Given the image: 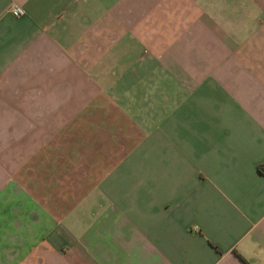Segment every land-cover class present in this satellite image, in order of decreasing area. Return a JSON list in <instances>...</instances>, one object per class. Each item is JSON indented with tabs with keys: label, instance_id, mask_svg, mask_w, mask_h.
<instances>
[{
	"label": "crops",
	"instance_id": "crops-1",
	"mask_svg": "<svg viewBox=\"0 0 264 264\" xmlns=\"http://www.w3.org/2000/svg\"><path fill=\"white\" fill-rule=\"evenodd\" d=\"M260 165L264 0H0V264H264Z\"/></svg>",
	"mask_w": 264,
	"mask_h": 264
},
{
	"label": "built area",
	"instance_id": "built-area-1",
	"mask_svg": "<svg viewBox=\"0 0 264 264\" xmlns=\"http://www.w3.org/2000/svg\"><path fill=\"white\" fill-rule=\"evenodd\" d=\"M11 14L14 17H21L23 15V11L20 8L14 6L11 8Z\"/></svg>",
	"mask_w": 264,
	"mask_h": 264
},
{
	"label": "trees",
	"instance_id": "trees-1",
	"mask_svg": "<svg viewBox=\"0 0 264 264\" xmlns=\"http://www.w3.org/2000/svg\"><path fill=\"white\" fill-rule=\"evenodd\" d=\"M258 171L264 175V166H258Z\"/></svg>",
	"mask_w": 264,
	"mask_h": 264
}]
</instances>
